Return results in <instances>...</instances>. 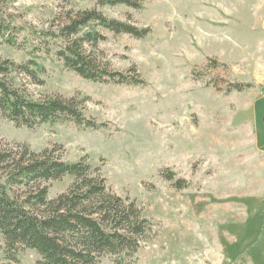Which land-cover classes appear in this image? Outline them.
I'll return each mask as SVG.
<instances>
[{"label":"rangeland","instance_id":"rangeland-1","mask_svg":"<svg viewBox=\"0 0 264 264\" xmlns=\"http://www.w3.org/2000/svg\"><path fill=\"white\" fill-rule=\"evenodd\" d=\"M96 1L14 0L7 8L46 27L56 14ZM141 3L101 10L131 17L150 29L147 35L106 32L97 49L114 70L136 66L144 83L86 80L64 66L53 45L43 84L12 73L33 98L87 97L84 115L104 127L71 121L16 127L0 113V140L35 151L59 145L63 158L86 157L111 191L134 199L151 227L132 264H264V0ZM0 56L28 58L1 37ZM236 82L249 86L236 91ZM72 179L49 181L48 198ZM178 180L185 185L175 187ZM17 256L18 264L40 258L31 248ZM100 264L115 263L104 257Z\"/></svg>","mask_w":264,"mask_h":264},{"label":"trees","instance_id":"trees-1","mask_svg":"<svg viewBox=\"0 0 264 264\" xmlns=\"http://www.w3.org/2000/svg\"><path fill=\"white\" fill-rule=\"evenodd\" d=\"M0 0V37L5 43L23 47L22 62L0 56V113L16 127L34 128L43 123L74 122L82 128L98 129L106 123L84 115L87 97L49 94L33 98L15 83L12 73L33 84L44 83V58L52 45L64 66L80 77L100 83L142 84L136 66L114 70L98 48L106 32L142 38L150 31L131 21L109 17L101 7L124 4L141 8V0H97L88 8L56 14L46 27L23 20ZM20 39V40H19ZM249 84L236 82L241 91ZM229 91V90H228ZM72 176L68 187L48 198V182ZM172 179V172L166 176ZM181 180L174 183L183 187ZM151 222L134 199L122 197L106 185L100 168L86 157L65 159L59 145L40 151L27 143L0 140V264H18L23 248L34 249L36 264H100L109 257L115 264H132L134 254L150 230Z\"/></svg>","mask_w":264,"mask_h":264},{"label":"water","instance_id":"water-1","mask_svg":"<svg viewBox=\"0 0 264 264\" xmlns=\"http://www.w3.org/2000/svg\"><path fill=\"white\" fill-rule=\"evenodd\" d=\"M263 119H264V115H263Z\"/></svg>","mask_w":264,"mask_h":264}]
</instances>
